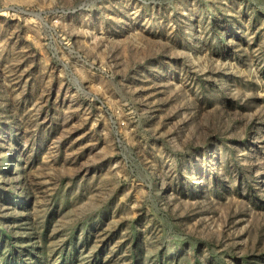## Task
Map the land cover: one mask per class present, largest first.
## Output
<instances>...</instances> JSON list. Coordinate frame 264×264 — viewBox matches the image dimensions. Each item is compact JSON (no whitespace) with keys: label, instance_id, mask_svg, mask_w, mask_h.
Returning a JSON list of instances; mask_svg holds the SVG:
<instances>
[{"label":"rangeland","instance_id":"obj_1","mask_svg":"<svg viewBox=\"0 0 264 264\" xmlns=\"http://www.w3.org/2000/svg\"><path fill=\"white\" fill-rule=\"evenodd\" d=\"M0 264H264V0H0Z\"/></svg>","mask_w":264,"mask_h":264}]
</instances>
